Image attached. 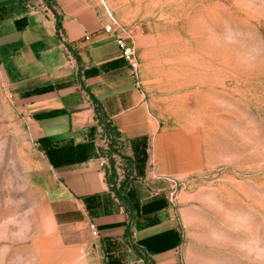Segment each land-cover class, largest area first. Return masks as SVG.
Segmentation results:
<instances>
[{
    "label": "rangeland",
    "instance_id": "1",
    "mask_svg": "<svg viewBox=\"0 0 264 264\" xmlns=\"http://www.w3.org/2000/svg\"><path fill=\"white\" fill-rule=\"evenodd\" d=\"M98 2L134 27L149 106L201 161L177 189L187 264H264V0ZM49 173L0 75V264L55 262Z\"/></svg>",
    "mask_w": 264,
    "mask_h": 264
},
{
    "label": "crops",
    "instance_id": "2",
    "mask_svg": "<svg viewBox=\"0 0 264 264\" xmlns=\"http://www.w3.org/2000/svg\"><path fill=\"white\" fill-rule=\"evenodd\" d=\"M106 21L98 0H0V75L50 172L48 258L187 264L177 189L201 161L160 126ZM93 100L118 133L113 182L99 164L104 137ZM124 178L129 197L121 199Z\"/></svg>",
    "mask_w": 264,
    "mask_h": 264
},
{
    "label": "built area",
    "instance_id": "3",
    "mask_svg": "<svg viewBox=\"0 0 264 264\" xmlns=\"http://www.w3.org/2000/svg\"><path fill=\"white\" fill-rule=\"evenodd\" d=\"M104 8H105L104 13L107 21L103 26V30L106 34L114 37L115 43L120 52V57L128 64V66L133 72H136L138 68L137 53H136V48L132 42L134 27L120 22L107 9L106 6H104ZM103 144L105 148L106 147L105 138H103ZM99 164L100 167H105L108 164L106 157L102 154L100 155ZM89 230L91 232V236L93 237L98 236L97 228L93 223L89 224Z\"/></svg>",
    "mask_w": 264,
    "mask_h": 264
},
{
    "label": "trees",
    "instance_id": "4",
    "mask_svg": "<svg viewBox=\"0 0 264 264\" xmlns=\"http://www.w3.org/2000/svg\"><path fill=\"white\" fill-rule=\"evenodd\" d=\"M58 25V23H57ZM95 104V117L97 122L101 125L102 127V135L105 138V143L106 147H100V152L102 155L106 157L107 163L109 165V171H106L107 178L113 182V177H115V172H116V167H118V164L115 161V148L114 145L117 141V135L118 133L111 127V125L106 121L104 116L100 113V110L96 104V101L93 100ZM128 166H125L127 168ZM127 179V178H126ZM126 179L124 178L118 187L115 189V192L117 195L121 198H128V194L126 191H124V188L127 187V182ZM113 189H114V183H113Z\"/></svg>",
    "mask_w": 264,
    "mask_h": 264
}]
</instances>
